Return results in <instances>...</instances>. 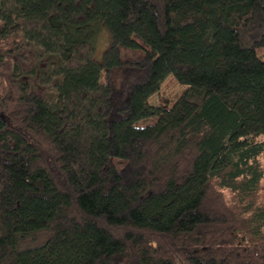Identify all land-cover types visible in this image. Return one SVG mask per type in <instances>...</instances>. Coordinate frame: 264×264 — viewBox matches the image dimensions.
I'll return each mask as SVG.
<instances>
[{
    "label": "trees",
    "instance_id": "trees-1",
    "mask_svg": "<svg viewBox=\"0 0 264 264\" xmlns=\"http://www.w3.org/2000/svg\"><path fill=\"white\" fill-rule=\"evenodd\" d=\"M260 47L264 0H0V264H264Z\"/></svg>",
    "mask_w": 264,
    "mask_h": 264
},
{
    "label": "rangeland",
    "instance_id": "rangeland-1",
    "mask_svg": "<svg viewBox=\"0 0 264 264\" xmlns=\"http://www.w3.org/2000/svg\"><path fill=\"white\" fill-rule=\"evenodd\" d=\"M100 38L101 50L105 44L106 34L102 32ZM100 50L99 53L101 52ZM257 54L260 56V58L264 59V47L258 48ZM185 88L186 85L181 84L172 74H169L164 78L158 91L150 96L149 102L153 105H159L162 103V101L167 100L169 104H171L176 101V99L183 93Z\"/></svg>",
    "mask_w": 264,
    "mask_h": 264
}]
</instances>
